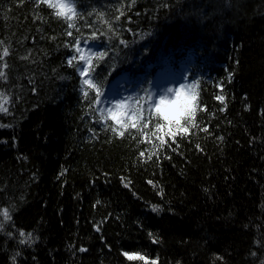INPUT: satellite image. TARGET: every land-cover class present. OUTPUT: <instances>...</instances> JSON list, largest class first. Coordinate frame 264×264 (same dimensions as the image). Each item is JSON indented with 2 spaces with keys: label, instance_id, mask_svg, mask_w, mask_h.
<instances>
[{
  "label": "trees",
  "instance_id": "obj_1",
  "mask_svg": "<svg viewBox=\"0 0 264 264\" xmlns=\"http://www.w3.org/2000/svg\"><path fill=\"white\" fill-rule=\"evenodd\" d=\"M75 9L0 0V264H264V0ZM76 39L103 93L185 66L190 117L116 125Z\"/></svg>",
  "mask_w": 264,
  "mask_h": 264
},
{
  "label": "snow or ice",
  "instance_id": "obj_2",
  "mask_svg": "<svg viewBox=\"0 0 264 264\" xmlns=\"http://www.w3.org/2000/svg\"><path fill=\"white\" fill-rule=\"evenodd\" d=\"M40 3L47 4L49 8L55 9L56 10V15L58 17H65L66 20L71 21L73 19V15H76L75 11V0L73 2L69 3L67 0H39ZM134 3V0H133ZM69 28L73 27L72 23L68 24ZM103 34V33H101ZM68 35H72L71 33H68ZM90 43L89 40L87 39H76L75 40V46H76V51L78 53H81L80 59L83 60L85 63L81 64L78 67V71L80 73L81 77H85L89 75L90 69L89 67L85 66V64L88 63L87 60H85V57L82 54L83 49ZM123 44L124 42L121 41ZM95 46V45H93ZM5 55H7V50H5ZM93 55H97L98 58H103L105 55V52H93ZM75 57L71 58L68 60V63L71 65L73 63V60ZM4 74L0 72V76H3ZM96 79L95 77H90L89 79L84 80V84H86L89 88L95 89V97L94 100L95 102L99 104L105 103L104 100L101 99V97L104 95L102 92V82L97 81L96 83H92V80ZM183 85L179 88H172L168 87L164 89L163 91H159L156 93H149L148 94V99L151 100L152 105L155 106V110L157 113H159L160 118L167 121L170 125H175V127H179V119L181 117V114H187V116L190 117L191 115V109L189 105V101L192 99L191 95H185V92L182 90ZM189 87H192V85H189ZM174 94V99L170 98ZM3 94H0L2 96ZM85 97L88 96V93H84ZM158 97V99H157ZM107 99V98H105ZM141 99V98H137ZM222 99V98H221ZM108 104H111V101H107ZM151 107V105H149ZM113 108L115 111H113ZM161 109L165 110H171L169 111H161ZM6 110V109H5ZM101 111H104V109H100ZM125 102L123 99H117L115 104L112 105V107L107 108V112L110 115V118L114 121H119L121 117L125 115ZM136 112H139L140 109L137 108L135 109ZM146 126V125H145ZM133 127H135V124H133ZM206 130V129H205ZM115 131V129H113ZM171 135H175V132L172 131L170 133ZM163 142V141H162ZM143 155V153H141ZM157 209L154 207L153 211H156ZM24 233H21V236H23ZM151 235V234H150ZM24 240H21V243H24ZM154 243L156 242L155 240L153 241ZM81 251H84V249H81ZM127 255V253H125ZM129 260L133 259H140L144 260L143 256H128ZM145 264H148L147 261H145ZM151 264H156L155 261H152Z\"/></svg>",
  "mask_w": 264,
  "mask_h": 264
},
{
  "label": "rangeland",
  "instance_id": "obj_3",
  "mask_svg": "<svg viewBox=\"0 0 264 264\" xmlns=\"http://www.w3.org/2000/svg\"><path fill=\"white\" fill-rule=\"evenodd\" d=\"M67 2L70 3L69 0H67ZM73 17H75V15H73ZM93 52H95L94 47L87 45L82 51V54L85 57V60L89 61L90 58L93 56L92 54ZM76 53H77V58L81 60L80 59L81 53H78V52ZM81 61H82V64L85 63L83 60ZM87 65L88 63L85 64V66ZM187 72L188 70L186 69L185 66H180L179 71H176V72L172 70L171 71L168 70L165 73L156 75L146 88H144L143 90H139V91H137L134 85L132 88H129L131 86L129 84L130 82L128 79H126L125 76H123L120 79L111 83V86L108 88V90L104 93V95L101 98L102 100L105 101V103L99 104V105L97 104V107L99 108L100 112H103L105 115H107V117L110 118V115L107 112V108L112 107V105L115 104L117 99H123L125 102V110H124L125 115L121 117L119 121L113 120L116 123V125L123 126L127 122L133 123L136 119H141L145 114H148V113L159 114L156 112L155 106L152 105L151 100L147 98L149 93H156L159 91H163L164 89L168 87H172L175 89L183 85L184 87L182 90L185 92V95L192 96V99L189 101L190 109L192 110V108L194 107V103H193L194 92H193V88L189 87V85H191L190 81L189 82L186 81ZM82 78H83V81L85 79H89L87 76L82 77ZM138 97L141 99H137ZM170 98L174 99V94H172ZM107 101H111V104H108ZM4 104H5V101L1 100L0 110H2ZM149 105H151V107H149ZM137 108L140 109L139 112L135 111V109ZM100 109H104V111H101ZM113 111H115L114 108H113ZM161 111L171 112V110H165V109H161ZM186 115L187 114H181L180 119ZM165 126H166V128L164 129V131H166L165 133H168L170 131L167 129L176 128L174 124L170 125L167 121H165Z\"/></svg>",
  "mask_w": 264,
  "mask_h": 264
}]
</instances>
